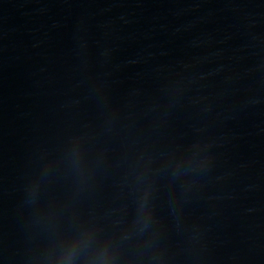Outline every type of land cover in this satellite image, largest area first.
<instances>
[{"label": "water", "instance_id": "1", "mask_svg": "<svg viewBox=\"0 0 264 264\" xmlns=\"http://www.w3.org/2000/svg\"><path fill=\"white\" fill-rule=\"evenodd\" d=\"M164 264H264V15Z\"/></svg>", "mask_w": 264, "mask_h": 264}]
</instances>
